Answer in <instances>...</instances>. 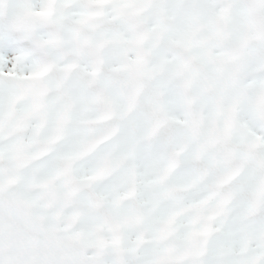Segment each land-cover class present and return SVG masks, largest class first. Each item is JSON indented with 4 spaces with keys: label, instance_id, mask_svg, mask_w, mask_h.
<instances>
[{
    "label": "snow or ice",
    "instance_id": "1",
    "mask_svg": "<svg viewBox=\"0 0 264 264\" xmlns=\"http://www.w3.org/2000/svg\"><path fill=\"white\" fill-rule=\"evenodd\" d=\"M0 264H264V0H0Z\"/></svg>",
    "mask_w": 264,
    "mask_h": 264
}]
</instances>
